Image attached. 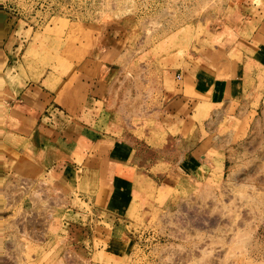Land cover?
<instances>
[{"label":"rangeland","instance_id":"1","mask_svg":"<svg viewBox=\"0 0 264 264\" xmlns=\"http://www.w3.org/2000/svg\"><path fill=\"white\" fill-rule=\"evenodd\" d=\"M262 11L264 0H0L2 90L18 76L15 92L36 83L54 105L80 103L81 80L104 74L134 187L101 212L76 172L58 189L33 170L0 169V264H264ZM246 42L244 80L220 70L221 93L209 87L192 116H163L181 70L208 67L195 56ZM20 127L1 105L0 135H28Z\"/></svg>","mask_w":264,"mask_h":264},{"label":"crops","instance_id":"2","mask_svg":"<svg viewBox=\"0 0 264 264\" xmlns=\"http://www.w3.org/2000/svg\"><path fill=\"white\" fill-rule=\"evenodd\" d=\"M262 12L264 14V11ZM8 26L7 20L4 21L0 15V33ZM248 44L246 42L244 45H238L232 52L226 51L224 57L218 56L217 60L214 59L217 54L216 47L207 48L195 56L203 60L208 67L189 65L181 70L182 84L179 86V92L165 90L164 97L161 98L163 116L177 119L192 116L195 102L204 103L210 100L213 90H209V87L221 93L225 83L216 81L220 70H225V81L234 79V74L237 75L239 70L242 71L239 76L244 80L245 74L248 75L249 72L247 60H250L253 50ZM107 53L120 56L121 51L109 48ZM211 59L214 61L211 62ZM112 61L103 60L100 63L107 66L112 64ZM258 65L262 67L256 63V66ZM101 76L81 80L80 87L85 89V95L80 103L64 97L54 105L55 99L45 96L46 92L42 86L36 83H26L22 90L15 92L13 85L18 86L21 80L18 76H12L9 79L10 82L13 81L12 85L4 90L0 87V96L5 92L0 106L4 107L9 118L20 123L22 131L28 133L25 136L20 135L19 131L12 136L0 135V169L7 170L13 166L20 171L33 170L37 178L46 182L52 181L58 189L61 188L58 185L68 184L69 178L76 172L81 178V187L93 184V188L88 191L94 193L101 212H106L107 205L120 197L125 187L129 189L131 186L124 172L130 157L127 162L124 161L126 157H121L130 155L131 149L125 146V126L122 123H113L115 119H120L122 113L112 104L113 100L107 94L109 85L102 79L104 74ZM200 94H203L202 98L197 97ZM114 150L120 153L127 151V154L114 156ZM133 188L129 189L131 194Z\"/></svg>","mask_w":264,"mask_h":264},{"label":"built area","instance_id":"3","mask_svg":"<svg viewBox=\"0 0 264 264\" xmlns=\"http://www.w3.org/2000/svg\"><path fill=\"white\" fill-rule=\"evenodd\" d=\"M177 78H179V76Z\"/></svg>","mask_w":264,"mask_h":264}]
</instances>
